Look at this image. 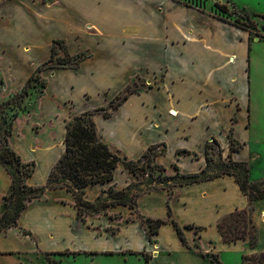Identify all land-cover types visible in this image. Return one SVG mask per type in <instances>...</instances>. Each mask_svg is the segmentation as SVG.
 Masks as SVG:
<instances>
[{"label": "crops", "instance_id": "crops-1", "mask_svg": "<svg viewBox=\"0 0 264 264\" xmlns=\"http://www.w3.org/2000/svg\"><path fill=\"white\" fill-rule=\"evenodd\" d=\"M106 1L0 0V81H3V86L0 82L3 95L0 100L23 90L29 80L30 63L43 53H50L54 38L78 36L83 32V25L88 23L100 36L110 37L98 48L93 67L86 73L62 72L59 83L62 93L63 86L69 87L67 96H70L69 91L74 96V90L81 84L86 86L80 95L88 93L87 89L90 92L94 89L91 93L98 94L102 90L117 88L132 68L141 62L140 55L145 50H157L156 63L160 68H166L165 80L159 88L133 93L109 118H96V126L100 125L99 134L110 149L120 151L132 162L139 160L151 145L162 138L165 152L156 158V164L165 170L175 165L182 175L199 173L204 167L205 160L201 154L208 138H214L223 145L222 152L227 155L226 134L230 131L240 145V150L231 155L234 162H242L250 146L264 149V37L250 44L247 33L235 39L237 33L234 32V42L229 43L219 23L214 36L204 31L207 42L197 43L195 47H189L187 53H182L179 41L183 21L171 3L167 6L172 15L168 12L161 16L147 10L145 5L148 3L143 5V0ZM101 6H124V13L120 15L122 26H126H113L115 19L118 21L117 15L102 18ZM51 32L53 35L46 40ZM229 55H233V60L232 57L228 59ZM219 73L222 77L218 76ZM239 83L244 89L240 102L233 89V85ZM61 91L54 97H58ZM63 95L58 99L65 98ZM39 101L45 102L46 107L32 116L38 117L42 125L54 121L56 134L60 133L62 137L65 116L58 113L57 99L47 96ZM26 105L31 107L29 101ZM58 115L62 117L57 119ZM37 122L31 119V124ZM39 138L43 139L40 142L44 146L52 143L51 134ZM19 146L24 161H32V158L36 161L27 143L21 142ZM195 153L199 157L192 158ZM36 155L47 159H41L37 172L29 178V187L45 184L52 165V154L39 152ZM118 166L111 182L88 186L79 192L82 200L94 204L106 189L114 185L118 190L127 187L128 178ZM1 172L2 169L0 182H3L4 173ZM248 179L251 180L249 176ZM9 188L11 186H7ZM44 194L21 212L18 227H9H14L10 230L11 235L0 239V251L4 253L0 264H60L62 258L59 257L64 255L73 259L79 256L92 259L98 255L114 254L122 255L125 262L130 255L141 256L144 264L145 256L148 264H191V255L195 259L196 255L207 257L211 262L209 256L217 255L222 264L220 252L232 246L245 247L242 251L249 254L264 253L258 241L254 249L246 248V241L240 244L224 242L216 228L223 217L249 206L247 196L229 175L177 187L169 202L167 193L163 191L155 190L143 195L139 209L146 221L165 222L150 237L137 222L112 223L103 214L95 219L88 218L87 222L80 221L74 194L65 189L47 190ZM252 205L256 229L264 231V198ZM126 210L129 212L130 209L113 206L106 208L104 213L126 215ZM168 212L182 232L190 230L183 236L187 243L195 242V245H189L191 248L187 243L182 245L170 224ZM188 225L193 228H184ZM110 226L115 228V232H111ZM16 228L21 231V236L15 233ZM16 242L24 244L18 246ZM200 252L204 255H199Z\"/></svg>", "mask_w": 264, "mask_h": 264}, {"label": "rangeland", "instance_id": "rangeland-1", "mask_svg": "<svg viewBox=\"0 0 264 264\" xmlns=\"http://www.w3.org/2000/svg\"><path fill=\"white\" fill-rule=\"evenodd\" d=\"M146 3H148L149 5ZM168 3H171L174 6L175 10H178V12H180L181 21H183V27L181 29V38L179 41L180 50L182 53H187L189 47H195L197 43L207 42L208 38L204 34V31H206V34L212 33V35L214 36L216 30L218 29L217 25L219 23L223 27L224 37L229 43L234 42V32L237 33V37L235 39H239L241 38L242 34L247 33L249 35L250 44L255 42L257 39H261L264 37V21L260 17V15H264V0L142 1L143 5L146 4L145 6L147 10L150 9L151 11H153V14L155 13L161 16L168 14V12V15H172V11L168 10V6L171 4ZM215 3L224 5L226 7V12L222 13L221 11H219L214 6ZM124 10V6H119L115 8L109 6H104L102 8L101 6L102 14H100L102 15V18H105L106 16L108 19L111 15H117L118 21H116L115 19L113 26H117L119 24V26L125 27L126 25L122 26V17L120 15L124 13ZM101 15L99 16L101 17ZM83 26V32L80 33L78 36L66 35L62 38H54L50 45V53H43L40 58L30 63L28 79H31V82L30 85H25L26 93L22 100H18L17 98L21 92L12 93L9 98L0 100V155L5 149H8L10 151H14L16 155L20 157V162L25 165V167H18V169L21 173L22 182L25 185H28L29 178L37 172L38 164L42 163L41 159H47L45 156H37V153L43 152L49 155L52 154V156L50 157L52 165L48 170V174L51 169L55 166L57 160L64 151L63 138L66 132V128L67 126L74 123L75 118L79 117L81 114L93 112V120L95 122L97 137L101 142L106 144V142L103 141L102 137L99 134L100 131H98V128L100 129V125H98V127L96 126V118H103L102 110L97 109L109 110L112 105H114L120 98H122V96L127 91L126 88H129V92H150L159 88L161 86V83L165 80L164 69L166 68H160L158 66V63H156L157 50H145L140 55L142 56L141 62L132 68V70L125 77L124 82L121 83V85H118L117 88H113L112 90H102L98 94L91 93L95 91L94 89H92L91 92L89 89H87L86 92L88 93L80 95L82 94V90L86 86L85 84H81L77 86L74 90V96H71V91H69L70 96H67L66 90L69 88L67 86H63V88L65 89L64 93H62V86L59 83V79L63 75L62 72L67 71L79 75H81L82 73H86L88 69L93 67L94 58L97 56L96 52L98 48L101 47V45L106 44V41L110 37L108 35L105 38L100 36L98 32L93 29V27L88 23H85ZM52 35L53 32L49 33L46 40H48ZM123 39H127V37H124ZM52 49L56 50V52L54 58L50 60ZM231 57V60H233V55H229L228 59H230ZM63 61L67 62L66 65L62 66L61 63ZM220 73L218 74V76L222 77ZM0 82L3 86V81L1 80ZM233 89L236 91L239 97L237 98L238 102H240L244 95V89L242 87V84L239 83L237 85H233ZM59 91H61V94H59V96H62L64 94L63 97L65 98L58 99L59 96L54 97L56 93H60ZM2 96L3 95H1L0 93V97ZM47 96H50L54 100L57 99L56 105L59 111L58 113L60 114L61 112L62 115L65 116L63 121V127L65 128V132L62 137L60 136V133L56 134L57 131L56 127L54 128V121H51L50 123H44V125H42L39 123L38 117L32 116L33 113H40L42 108L45 109L46 103H41L39 100L40 98H45ZM28 101L30 102L31 107L26 105V102ZM62 115H58L57 119L62 117ZM31 119H34L38 122L31 124ZM221 130L222 127L220 128V131ZM14 134L17 136H15ZM44 134H51L52 143L48 146H44L42 142H40L43 141V139L41 138L42 140H40L39 137H42V135ZM226 137V145L228 148L227 155L222 152L223 145L217 143L216 146L212 143L211 140L214 138L207 139L208 143H211L213 146L210 152L212 153L214 159L217 158L216 156L220 152L222 157L221 161L224 164L230 162L228 154L231 153L232 155L233 152H231V149L236 148L238 151L240 150V145L234 140L231 131L226 134ZM161 139L162 138H160L158 143L151 145L146 151L148 152L152 149L151 166L148 167L147 165H144L143 170L138 168L136 169L135 173H131L128 171V169L125 168V164L129 163L130 160L120 151H118L119 156L121 158V162L119 163L118 167L119 170H121L122 174L127 176L128 186L125 187L123 190H118L117 186L114 185L109 190L106 189L104 192H102L99 200L101 199L103 201H110L111 198H106L107 194L113 196L116 192H124L128 194V197L131 198V209L129 210V212H127L126 210V215H122V213H114L110 215L108 213H104L105 210L99 212H90L84 209L78 217L79 220L87 222L88 218L95 219L96 217H100V215L103 214L106 219L111 220L112 223L121 224L122 222H124L126 224H129L131 222H137L141 226L144 233L147 234L149 232L148 222L145 219L146 217L142 215V212L139 209L140 199L143 195H146L147 193H153L155 190H159L167 193V202H169V200L172 198L174 189L177 187H171L173 182L167 179L166 177L176 176L178 174L182 175V172L179 169H175V165H172L171 169L169 170H159L163 168L159 167L156 164V158L160 157L165 152ZM20 141L22 143H27L29 150L36 158V161L34 160V158H32V161L23 160V158L21 157V149L19 146V143L21 144ZM201 156L204 157L203 153L201 154ZM191 157L196 158L199 157V155L195 153L191 155ZM244 157L245 158L242 162H245L247 164L248 176L251 179L249 180V183L261 182L264 179V149H256L253 146H250V151ZM230 159L232 160V158ZM132 162H137V160L134 159ZM142 165V161L138 163V167H141ZM151 168H153L152 178L151 181L148 182L147 174H149ZM1 169L3 170V172L1 173H4V180L3 182H0V217L7 208L8 199L6 198L9 197L11 192V188L7 189V186H11V178L8 174V171L0 164V170ZM11 170H15V166H12ZM29 172L30 175L28 177L25 176V174ZM45 184L38 185L36 187L43 186ZM73 197L74 201H76V198H83L81 194L73 195ZM32 201L25 202L26 208H29V206H31L30 202ZM97 202L98 201L94 202V204ZM18 225L19 221L17 222V227ZM92 225H94V223ZM88 227L91 228V225H89ZM13 228H6L0 230V239L8 238L11 235L10 230ZM17 229L18 228L15 229V233L18 236H21V231H18ZM110 230L111 232H115V228L112 226H110ZM189 231L184 230L183 234L187 233L188 235ZM257 238L260 248H264V231L262 228H259V230H257ZM172 239L173 238H171V240ZM241 242L242 240L235 242V244H240ZM15 244H18L19 246L23 245L24 243L16 242ZM189 245H195V242L187 243V246ZM190 246L189 248H191ZM209 247H212V245H210ZM246 248H249L248 242L246 243ZM242 249L240 246H232L229 249H223L220 252L221 263L240 264L241 254H249L245 250L242 251ZM211 252V254L214 253L212 250ZM261 252H264V250H261ZM3 254L4 253L0 251V259L3 258L1 256ZM199 255L203 256L204 254L200 252ZM211 256L212 255L209 256L210 259H212ZM59 258H62L60 264H144L142 257L135 255H130L128 261L126 262L124 260V257L118 254H114L112 256L98 255L97 257H92V259L89 256H79L73 259L72 257H67L65 255ZM172 259L174 258L171 257V260ZM55 261H57V259H55ZM158 262H160V259H158ZM191 264L214 263H212L207 257L202 258L201 256L196 255L195 259V257L191 255Z\"/></svg>", "mask_w": 264, "mask_h": 264}, {"label": "trees", "instance_id": "trees-1", "mask_svg": "<svg viewBox=\"0 0 264 264\" xmlns=\"http://www.w3.org/2000/svg\"><path fill=\"white\" fill-rule=\"evenodd\" d=\"M214 6L222 13L226 12V7L219 3ZM256 16V15H255ZM264 21V15H260ZM57 44V43H56ZM56 50L52 49L51 58L55 56ZM67 61H63L61 65H66ZM31 79L27 85H30ZM25 88L21 91L18 100H22L25 96ZM127 91L109 110H102V117L107 119L118 109L129 95L134 91ZM96 110V111H97ZM93 112L81 114L75 118L74 123L67 126L66 133L63 138L64 152L59 157L55 166L51 169L47 177V182L43 186L29 187L22 182L21 173L18 167L24 168L20 162V158L14 151L5 149L0 155V164L6 168L11 178V192L5 212L0 217V230L16 226L21 212L26 208L25 202L41 198L47 190L65 189L74 195L83 191L88 186L96 184H104L113 180L114 170L121 162L118 152L113 151L110 147L101 142L97 137L95 122L93 120ZM212 143L217 146L215 139H211ZM212 144L205 142L204 144V160L205 165L199 173L191 175H176L166 177L173 183L171 187H182L195 183L206 182L215 178L229 175L232 176L238 185L240 191L247 196L249 206L246 209L236 210L223 217L216 225L217 230L221 234L222 240L228 244L237 241H247L250 249H254L257 245V229L253 222V205L255 201L264 198V179L258 183H249L248 168L245 162H234L231 158V153L228 154L229 161L224 164L221 160V153L214 159L212 153ZM220 151V150H219ZM236 148L231 149V152H237ZM152 149L146 152L137 162H129L125 164V168L129 172L135 173L136 169L143 170V166H151ZM143 162L141 167L138 163ZM15 166V170H11ZM154 168V167H153ZM153 168L150 169L148 182L151 181ZM157 169V168H156ZM158 170V169H157ZM163 171L164 169H159ZM26 173L25 176H29ZM107 194L106 198H111L110 201L98 200L95 204H90L83 201L81 198H76L75 206L78 215L85 209L90 212H99L108 207L127 206L131 209V198L124 192H116L113 196ZM170 224L175 229L182 245L186 246V240L183 236L182 228L171 219V213L168 212ZM149 232L148 237L156 234L157 229L165 224L161 220H147ZM186 229L193 228L191 225L185 226ZM212 262L220 264L218 256L212 255ZM145 264H148V257L145 256ZM50 264H56L50 262ZM240 264H264V253L242 254L240 256Z\"/></svg>", "mask_w": 264, "mask_h": 264}, {"label": "bare ground", "instance_id": "bare-ground-1", "mask_svg": "<svg viewBox=\"0 0 264 264\" xmlns=\"http://www.w3.org/2000/svg\"><path fill=\"white\" fill-rule=\"evenodd\" d=\"M175 114V113H174ZM174 114H172V116H174Z\"/></svg>", "mask_w": 264, "mask_h": 264}]
</instances>
